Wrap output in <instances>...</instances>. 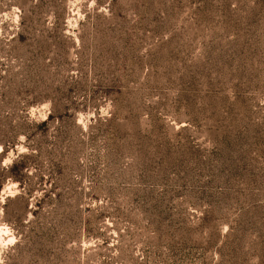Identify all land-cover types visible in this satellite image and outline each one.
I'll use <instances>...</instances> for the list:
<instances>
[{"label": "rangeland", "instance_id": "1", "mask_svg": "<svg viewBox=\"0 0 264 264\" xmlns=\"http://www.w3.org/2000/svg\"><path fill=\"white\" fill-rule=\"evenodd\" d=\"M7 88L69 111L0 264H264V0H0Z\"/></svg>", "mask_w": 264, "mask_h": 264}, {"label": "trees", "instance_id": "2", "mask_svg": "<svg viewBox=\"0 0 264 264\" xmlns=\"http://www.w3.org/2000/svg\"><path fill=\"white\" fill-rule=\"evenodd\" d=\"M65 98L60 92L41 88H7L0 92V192L5 182L16 183L18 190L12 197L4 200L3 215L6 221H16L30 214L31 222L33 216L39 212L42 198L33 199L32 188L25 192V176L34 160L46 152L49 122L54 117L61 118L68 114ZM41 103L49 104V113L45 120H30L26 114L28 106ZM20 137L27 149L18 153L15 145ZM26 142H31V145H26ZM10 152L12 155L8 157ZM5 160H8L7 163ZM11 203H17L18 206L9 213L5 212Z\"/></svg>", "mask_w": 264, "mask_h": 264}]
</instances>
